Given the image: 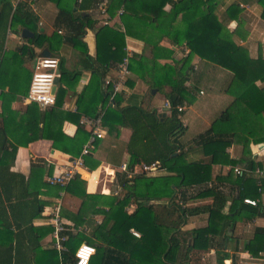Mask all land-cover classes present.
Here are the masks:
<instances>
[{
    "label": "crops",
    "instance_id": "0c3cea01",
    "mask_svg": "<svg viewBox=\"0 0 264 264\" xmlns=\"http://www.w3.org/2000/svg\"><path fill=\"white\" fill-rule=\"evenodd\" d=\"M2 1H12L14 4V0H0V3ZM236 2L241 4V14L238 20L229 21L226 11ZM20 3L24 5L23 11L28 9L37 19L36 28L44 38L40 39V45H35L31 42L35 37L33 29L23 28L18 23L7 32L3 48L7 58L0 77V125L4 130L6 128L8 139L17 148L14 164L6 177L9 178V174L12 173L19 174L25 177V181L8 183L13 198L11 202L5 204L7 211L10 205L16 206L17 209L15 214L0 216V264H66L65 255L61 257L54 247L53 228L49 224L52 207L63 189L51 186L47 181L78 157L55 150L50 140L41 139L44 121L48 120V117L43 118V115L52 106L41 108L26 101L37 59L47 50L51 56L64 61V67L68 71L81 72L77 81L62 85L66 95L58 125L62 124L65 135L72 138L76 135L78 126L70 120H63L64 114L84 111L92 115L97 109L105 112L107 107H115V103L109 106L110 100L112 101L109 98V102L99 103L95 108L97 96L94 85L91 84L93 71L106 73L102 79V90L108 93L112 90L115 94L113 85L119 81L121 61L130 54L129 65L133 59L144 57L149 66H152L153 54L148 50L143 38L126 35L124 58L111 56L109 67L103 63L105 58L101 63L97 61V33L105 26L104 22L109 21L108 27L111 28L122 26L125 31L120 14L123 9L118 7V0L90 1L88 15L91 17L92 26H88L84 37L88 48L87 55L66 43L57 45L53 50L56 39L63 34V31L55 26L59 9L54 0H20L17 6ZM101 6L102 10L106 8V13L101 11ZM170 8L168 5L165 10ZM263 13L264 8L255 0L248 2L222 0L217 10L220 21H229L224 30L225 36L231 38L236 45L248 49L250 57L254 59H257L261 53L264 58ZM143 24L130 23V27ZM24 30L30 31L34 37L24 38L22 36ZM22 47H28L32 52L19 51ZM158 47L160 48L157 53L162 56L157 59L159 66H171L181 71L185 68V59L190 53L186 45H176L164 38ZM86 56L95 62L93 64L95 70L84 68V64L88 67L91 64L90 61L84 63ZM188 66L191 68L192 78L189 93L193 100L185 102L182 105L184 111L179 112L183 126L187 127L181 141L185 145L186 160L191 163H201L205 159L204 149L199 145L191 144V140L208 130L221 113L231 105L234 98L226 91L233 77L231 72L218 68L197 55L191 58ZM129 70L127 79L116 83L119 86L117 95L120 106H141L149 112L156 110L161 120L169 117L171 112L164 95L158 89H150L152 84L150 75L145 74L146 81L138 75V72ZM161 72L166 76L165 70ZM60 83L61 79L57 86L56 98ZM257 84L264 90V82ZM83 93H86V96L80 99ZM88 117L90 116H85L82 120ZM104 129L105 137L97 141L91 153L99 162L98 168L91 171L85 166L79 176L87 183L88 194L99 193L104 196L120 197L124 193L123 189L117 196L109 194L108 180L117 183L116 174L124 173L122 167L130 166L131 157L127 152V145L132 131L129 128L119 127L118 132L114 131L110 134L105 125ZM254 146H261L256 152L252 150L257 164L255 170L257 169L258 173L248 169L249 172L243 177L244 179L250 177L261 183L260 181L264 180V145H252L251 148L253 149ZM227 153L232 158L238 159L241 146L233 144L227 149ZM236 166L245 168L244 164L234 166L216 164L211 168L210 181L192 182L190 186L176 189L179 202L184 203L183 205L191 210L187 223L180 230V236L185 240L182 252L184 250V255L187 254L188 257L179 264H264V238L260 237L264 233V193L258 198L248 197L257 201L258 211L249 206L235 207V201L242 191V188L238 187L241 176L235 175L233 171ZM140 167L141 165L134 168L136 172L140 173ZM51 168L52 173H50ZM147 176L163 177L172 174L166 170H159ZM95 178L98 182L94 181ZM115 187L114 185L111 189L116 190ZM212 188L217 194L208 193ZM64 191L62 218L66 223V243H68L72 241H69L70 237H76L80 233L90 236L93 228L102 223L104 215L95 213L99 206L88 204L83 207L82 215L78 217L82 199L68 190ZM80 192L82 193L83 190ZM137 207V202L133 199L126 207V211L132 214ZM215 207L220 208V215L217 212L216 215L214 214ZM19 224L20 227H17ZM207 228L208 232L201 233L202 236L195 242L194 249H188L194 244L190 233L193 230L205 231ZM133 231L137 232L132 230V234ZM255 251L260 252L255 255Z\"/></svg>",
    "mask_w": 264,
    "mask_h": 264
},
{
    "label": "trees",
    "instance_id": "16d2710c",
    "mask_svg": "<svg viewBox=\"0 0 264 264\" xmlns=\"http://www.w3.org/2000/svg\"><path fill=\"white\" fill-rule=\"evenodd\" d=\"M90 1L54 0L59 9L55 26L62 30L63 34L56 39L53 50L57 45L66 43L85 55L88 54L84 37L88 26H92L91 17L88 15ZM255 1L264 8V0ZM118 2V7L124 10L121 22L125 31L122 26L111 28L108 25L98 31L97 61L101 63L105 58L103 63L109 67L111 56L120 59L125 57L123 49L126 35L143 38L148 50L153 54L152 66H149L147 60L142 57L133 59L129 69L134 73L138 72L144 80L145 74L150 75L152 80L150 89H158L164 95L171 115L161 120L156 110L149 112L141 106L121 107L117 94L113 95L112 90L109 93L102 90V79L106 73L96 71L93 68L95 62L86 56L84 63L90 61L91 64L90 67L84 64V68L95 70L91 80L97 96L95 108L99 103L109 102V98L112 99L109 106L115 103V107H107L105 112L97 109L92 115L84 111L64 114L63 120H70L78 126L76 135L71 138L63 132L62 124L58 125L66 95L62 85L77 81L81 72L68 71L64 67V61H60L61 85L55 105L43 115V118L48 117V120L44 121L41 139L50 140L55 150L72 157H80L91 135V130L81 124L82 118L97 117L103 112V126L108 128L110 134L118 132L119 127L132 131L127 152L131 157L129 167L134 171L130 179L126 173L116 174V181L124 192L120 197L104 196L99 193L88 194L87 183L80 176L67 186L66 190L82 199L78 217L82 215L83 207L88 204L99 206L95 213L103 214L104 217L102 223L93 228L90 236L80 233L69 238V241H72L65 243L67 253L64 263H74L76 250L86 242L96 248V254L90 264H179L188 257L187 254L184 255V250L182 252L185 240L180 236V230L187 223L191 210L179 202L176 189L190 186L192 182L210 181L211 168L216 164L231 166L244 164L251 171L257 167L251 146L264 145V90L257 84L264 82V58L262 53L257 59L251 58L248 49L236 45L224 34L229 21L239 19L242 10L239 2L227 9L229 21H220L217 14L222 0H118ZM168 5L171 8L165 10ZM23 9V3L16 8L12 1L0 3V77L7 58L3 48L11 27L19 23L23 28L33 29L35 37L31 42L35 45H40V39L44 38L36 28L37 19L28 9L26 11ZM137 22L144 24L130 27V23ZM164 38L176 45H186L190 50L182 71L171 66L158 65L157 59L162 57L157 53L160 48L158 45ZM19 51L25 53L31 50L22 47ZM195 55L231 72L233 77L226 91L233 96V102L208 130L191 140V144L204 149L205 159L201 163L186 160L185 145L181 137L187 127L183 126L178 111L179 106L193 100L189 93L192 78L188 62ZM160 69L166 71V76ZM85 96L86 93H83L80 99ZM233 144L241 146L238 159L227 153V149ZM16 152L17 148L8 139L6 128L4 130L0 125V216L15 214L17 209L16 206L10 205L7 211L5 204L11 202L13 198L8 183L25 181V177L19 174L12 173L9 174V178L6 177L14 164ZM83 160L84 165L91 171L99 166V162L91 154L84 156ZM154 163H159L161 169L172 176L148 177L147 174L138 173L134 169L139 165ZM244 178H240L238 187L242 188V191L235 201V207L249 206L258 211V206L245 204L243 200L251 196L253 198L261 196L264 193V180L258 183L250 177ZM213 191L214 188L208 193ZM133 199L138 207L135 212L129 214L126 207ZM163 200L165 201L162 202ZM214 210L215 215L216 212L220 215V208L215 207ZM17 227H20V224ZM132 230H136L141 236L136 237ZM208 230V228L205 231L193 230L190 234L194 244L188 249L193 250L195 242L202 236L201 233ZM260 237L264 238V233ZM259 252L255 251V255Z\"/></svg>",
    "mask_w": 264,
    "mask_h": 264
},
{
    "label": "built area",
    "instance_id": "2783aa9c",
    "mask_svg": "<svg viewBox=\"0 0 264 264\" xmlns=\"http://www.w3.org/2000/svg\"><path fill=\"white\" fill-rule=\"evenodd\" d=\"M20 0H14L15 8ZM101 11L106 13V8ZM124 11L122 10L120 14L122 15ZM104 25H109V21H105ZM61 34V32H59ZM130 54H128L119 65V81L126 80L130 70H129V61ZM53 62V63H48ZM60 77V60L57 57H40L37 59L35 70L33 73L30 89L28 95L26 97V101L30 103H35L39 105L41 108L51 107L56 102V96L53 92L55 87L56 80ZM115 82L113 85L114 93L116 95L119 93V86L116 85ZM120 85V84H119ZM178 111H184V106H179ZM103 112L100 113L97 117H88L81 120V124L89 127L91 130L90 138L87 143L84 145L82 149V153L80 157L71 161L68 165H66L59 173H55L52 177H50L47 183L51 186H58L63 189V191L59 194V198L52 207L51 215L49 218V224L53 228L52 236L54 239V247L60 256H64L67 253V248L65 243L67 241V228L66 223H64L62 218V199L64 197L67 186L76 179L77 176L81 175L85 165L83 157L92 153V150L95 148L97 141L103 139L106 135L104 126H103ZM162 170L159 163H154L152 165H141L140 173H145L147 175L154 174L157 171ZM257 170V169H256ZM254 170L258 173V171ZM122 171L127 174V178L130 179L134 175V171L129 167H122ZM235 175L237 176H245L249 172L248 168L242 166H236L233 169ZM121 173V172H119ZM116 179V178H115ZM95 182H98V179H94ZM116 190H112L109 188V194L117 196L122 191V187L116 183ZM244 203L257 206V201L251 198H244ZM133 234L136 237H140L141 235L135 231ZM82 247H89L94 249V252L90 255L87 264H90L93 256L96 254V248L87 243L81 244L75 252V261L72 264H81V257L77 255V253L81 250Z\"/></svg>",
    "mask_w": 264,
    "mask_h": 264
},
{
    "label": "clouds",
    "instance_id": "9594fccd",
    "mask_svg": "<svg viewBox=\"0 0 264 264\" xmlns=\"http://www.w3.org/2000/svg\"><path fill=\"white\" fill-rule=\"evenodd\" d=\"M48 63L51 64V63H53V62H48ZM259 147H261V146H254L253 149H252L253 152L258 151ZM89 190L91 191L92 189H89ZM93 252H94V249H92V248H89V247H82L81 250L77 253V255H78L79 257H81V264H87V261H88L90 255H91Z\"/></svg>",
    "mask_w": 264,
    "mask_h": 264
},
{
    "label": "water",
    "instance_id": "95a60500",
    "mask_svg": "<svg viewBox=\"0 0 264 264\" xmlns=\"http://www.w3.org/2000/svg\"><path fill=\"white\" fill-rule=\"evenodd\" d=\"M22 36L24 38H29V37L32 38V37H34V35L28 30H24ZM50 56L51 55H50V53L47 50L42 54V57H50ZM58 84H59V80H57L56 83H55V87H54V90H53L54 93L57 90Z\"/></svg>",
    "mask_w": 264,
    "mask_h": 264
},
{
    "label": "rangeland",
    "instance_id": "374dc122",
    "mask_svg": "<svg viewBox=\"0 0 264 264\" xmlns=\"http://www.w3.org/2000/svg\"><path fill=\"white\" fill-rule=\"evenodd\" d=\"M108 185L111 188L112 186L116 185V183L113 180H108Z\"/></svg>",
    "mask_w": 264,
    "mask_h": 264
},
{
    "label": "bare ground",
    "instance_id": "6f19581e",
    "mask_svg": "<svg viewBox=\"0 0 264 264\" xmlns=\"http://www.w3.org/2000/svg\"><path fill=\"white\" fill-rule=\"evenodd\" d=\"M59 79H60V77H59L57 80H59ZM57 80H56V81H57ZM55 83H56V82H55ZM54 94H55V96H56V92H55ZM55 103H56V102H55ZM54 105H55V104H54Z\"/></svg>",
    "mask_w": 264,
    "mask_h": 264
}]
</instances>
